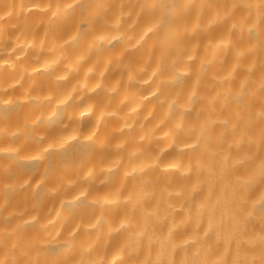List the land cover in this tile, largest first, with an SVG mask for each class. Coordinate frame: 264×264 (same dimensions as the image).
<instances>
[{"label": "bare ground", "instance_id": "bare-ground-1", "mask_svg": "<svg viewBox=\"0 0 264 264\" xmlns=\"http://www.w3.org/2000/svg\"><path fill=\"white\" fill-rule=\"evenodd\" d=\"M0 264H264V0H0Z\"/></svg>", "mask_w": 264, "mask_h": 264}]
</instances>
